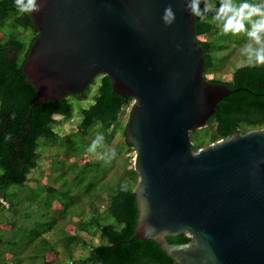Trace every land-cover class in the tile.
Returning <instances> with one entry per match:
<instances>
[{
    "label": "water",
    "instance_id": "1",
    "mask_svg": "<svg viewBox=\"0 0 264 264\" xmlns=\"http://www.w3.org/2000/svg\"><path fill=\"white\" fill-rule=\"evenodd\" d=\"M37 37L22 66L31 108L82 93L98 75L132 106L137 217L176 264H264V130L234 131L194 151L218 102L236 90L203 76V50L184 0H37ZM171 5L175 21L162 16ZM186 235L172 244L167 238ZM130 239V240H131ZM129 240V241H130Z\"/></svg>",
    "mask_w": 264,
    "mask_h": 264
},
{
    "label": "trees",
    "instance_id": "2",
    "mask_svg": "<svg viewBox=\"0 0 264 264\" xmlns=\"http://www.w3.org/2000/svg\"><path fill=\"white\" fill-rule=\"evenodd\" d=\"M241 2L242 0H234L237 5ZM248 2L257 3L259 0H248ZM24 3L26 4L27 0H24ZM201 8H203V2ZM5 20H9L15 27L21 29L20 36L28 31L31 33L27 44H24L15 33L3 35L0 39V211L4 209L3 203H8L9 207L6 209H11L13 213H16L14 206L22 202L16 191L26 189L29 174L32 170L38 169L41 158L36 151L38 140L46 138L50 140V143L62 145L57 140L63 137L57 134L54 125L58 124L61 119H71L76 110L73 111L70 98L86 99L94 79L80 94L67 95L57 102L45 101L31 108L36 92L26 82L22 74V66L30 45L37 37V32L32 26L29 13L19 12L15 6V0H0V22ZM194 31L195 40L199 42L203 50V76L206 78L207 74H212V71L216 70L218 52L224 50L220 39L225 33L222 30V22H200L195 17ZM204 37L207 38L204 39ZM251 63L253 60L235 68L228 81L206 78L215 84L223 82L228 89L236 91L218 102V109L208 118L204 128L190 134L191 141L192 138L194 140L192 141L194 151L227 139L234 131L245 133L250 130H264V66L251 67ZM98 78L93 103L88 108L77 110L75 118L79 122L76 131L72 132L73 136L79 137V142L85 144L86 151L75 157L73 154L76 153V147L66 146L69 152L66 159L62 160L76 164L75 162L82 154L89 155L90 161L79 166L91 169L89 171L87 169L86 174H90L93 168H100L103 162L102 158L94 156V148H97V145L90 148L92 141H88L89 129L92 128L110 143L117 130L122 110L133 101L132 98L124 99L112 93L107 76L101 74ZM125 126L123 146L127 150H132V146L125 140ZM5 134L11 136L10 141L6 142ZM127 150L125 155H127ZM124 156L119 157L124 160ZM104 157L105 159L110 158L106 153ZM121 172L127 175L129 182L127 183L124 179L117 180L114 187L109 186L105 210L99 213L93 207L88 220L78 222L73 234L64 233L60 243L54 242L51 237V232L58 231L59 223L55 218L51 220L47 214L41 218L44 220L42 227H33L32 223V227L27 228L22 227L16 220L9 221L8 229L0 228V264H5L8 259L12 261V264H176L153 241L131 239L137 217L134 185L138 175L133 167L127 170L122 164ZM93 187L94 185L88 183L84 189L78 191L90 194ZM105 187L106 184L103 185L102 192ZM74 188L76 186H71L68 191L66 188L65 190L32 189L29 191L26 202L32 203L31 193L42 190L46 193L44 196L49 198L48 208H51L53 201L62 202L63 209L58 212L62 219V216L71 206H74L77 200L76 196H72L71 189ZM86 188L90 191H85ZM57 191L61 193L60 195H68V201H63L62 197L56 193ZM51 212L55 213L53 210ZM23 231L28 233L26 238ZM81 233L91 239L97 236L99 243L95 245L88 243L82 238ZM3 237L7 241H4ZM166 240L172 244H184L189 241V237L179 235ZM59 247L67 255V259L63 262H59L57 258L47 260L46 256L56 255ZM78 247L84 251L88 248V255L79 259L73 258L71 252Z\"/></svg>",
    "mask_w": 264,
    "mask_h": 264
},
{
    "label": "rangeland",
    "instance_id": "3",
    "mask_svg": "<svg viewBox=\"0 0 264 264\" xmlns=\"http://www.w3.org/2000/svg\"><path fill=\"white\" fill-rule=\"evenodd\" d=\"M246 27L250 29V25H246ZM10 33H15L16 36H18L20 40L24 42V44L28 43L31 34L30 31H28L25 33V35L20 36L19 33H21V29L15 27L9 20L0 22V39L3 35H8ZM209 37H211V35H209ZM205 38L207 37H204V39ZM246 43H251L253 48L259 47V45L251 42L246 33L243 32L239 34L228 33L222 35L220 44H223L222 48L224 50L218 52V63L216 64V70H213L212 74H207L206 78H219L224 81H228L230 80L231 73L235 68L252 61V59L249 58L251 53H246L244 51V45ZM98 80V76L94 78V83L90 86L86 99L76 100L75 98H70L73 111L76 110V112H73L71 119H61L58 124L54 125L57 134L63 137L57 140V142L61 143L62 145L50 143V140L46 138H40L38 140L36 151L41 157L38 163V169L35 171L32 170V173L29 174V181L26 189L16 191L17 196H19V198L22 200L21 203L14 206L16 213H13L11 209H6L9 207L8 203H3L4 209L0 211V228L4 230L8 229V222L12 220L18 221L22 227L25 226L30 228L32 227V223L33 227H40L44 222V220L41 218L47 214L51 217V220L55 218L59 223L58 231L51 232V237L54 242L60 243L64 233L66 235L73 234L78 222L88 220L93 207H95L99 213L105 210L108 202L109 186L114 187V184H116L117 180L119 181L124 179L127 183L129 182L127 180V175H123L121 172V164L125 165L127 170L133 167L134 150H127V148L123 146V128L127 123L133 101H131V103H129V105L122 110V114L117 123V130L114 132L110 143L106 142L100 135H98L97 132H94L92 128L89 129L88 133L90 134V137L88 141H92L90 148L92 149L95 147V145H97V148H94V156L95 158H102L103 160V162H101L102 164L100 168L92 167L93 171L90 174H86L89 167L80 168L79 166L84 162L90 161L91 157L84 154H82L81 157H78L77 161L75 162L76 164L62 161L66 159L69 152L66 146L70 147L74 145L76 147V153L74 152L73 154L75 157L79 153L86 151L85 144L79 142V137L77 135L73 136L72 132L76 131V126L79 122L75 118L77 115V110L80 108H88L90 105H92L93 97L97 91ZM84 140L86 141L87 139ZM192 141H194L193 138ZM126 150L127 155H125ZM105 153L110 158L106 157L105 159ZM119 156H124V160H121ZM76 165H78V167ZM89 170L91 169H88V171ZM81 171L85 172L81 173ZM88 183L94 185L90 194H85L82 191H78L84 189ZM104 184H106V187L102 192L101 190ZM136 184L137 181L134 185V188L136 187ZM71 186H76V188L71 190L72 196H76L77 200L74 206H71L67 210L66 214L62 216V219H60L61 215L58 214V212L63 209L62 202L59 200L53 201L51 208H48L47 204H49V198L44 196L46 193H44L42 190H37L36 192L31 193L32 203L26 202L29 191L32 189L54 188L55 190H65L66 188L68 191ZM12 188H16V186H12ZM85 191L89 192L90 189L86 188ZM56 193L58 195L61 194L59 191ZM60 197H62L63 201H68L69 199L68 195L65 196V194L60 195ZM52 210L55 211V213L51 212ZM27 234V231H23L25 238ZM81 236L85 241H88V243L93 245L99 243L97 236L93 237L92 239L84 233H81ZM2 239L7 241L5 237ZM87 251L88 248H85L84 251V249L78 247L72 250L71 255L73 258L79 259L88 255ZM7 257L9 258V256ZM55 258H57L59 262H63L65 259H67V255L59 247L56 255L51 254L46 256L47 260H53ZM5 264H12V261L8 259Z\"/></svg>",
    "mask_w": 264,
    "mask_h": 264
},
{
    "label": "clouds",
    "instance_id": "4",
    "mask_svg": "<svg viewBox=\"0 0 264 264\" xmlns=\"http://www.w3.org/2000/svg\"><path fill=\"white\" fill-rule=\"evenodd\" d=\"M184 3L185 10L200 22H222L225 34L246 33L251 42L259 45L258 48H253L251 43L244 45V51L251 53L249 58L253 63L250 66H264V0L257 3L242 0L239 5L234 0H218V3L217 0H184ZM15 6L21 13H38L42 2L27 0L25 4L24 0H15ZM162 20L165 25H171L175 21V13L170 4L165 8ZM246 25H250V29ZM5 140L10 141L11 136L5 134Z\"/></svg>",
    "mask_w": 264,
    "mask_h": 264
}]
</instances>
